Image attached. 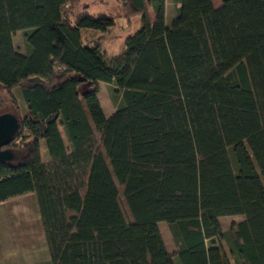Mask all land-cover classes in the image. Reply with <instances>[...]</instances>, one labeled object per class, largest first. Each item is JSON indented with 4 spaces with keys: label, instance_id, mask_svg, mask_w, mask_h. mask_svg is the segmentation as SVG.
<instances>
[{
    "label": "trees",
    "instance_id": "1",
    "mask_svg": "<svg viewBox=\"0 0 264 264\" xmlns=\"http://www.w3.org/2000/svg\"><path fill=\"white\" fill-rule=\"evenodd\" d=\"M76 1L0 0V85L20 123L0 203L35 194L50 264H264V0H172L169 25L165 0H116L140 26L113 55L81 30L118 17ZM118 78L106 116L98 82Z\"/></svg>",
    "mask_w": 264,
    "mask_h": 264
},
{
    "label": "rangeland",
    "instance_id": "2",
    "mask_svg": "<svg viewBox=\"0 0 264 264\" xmlns=\"http://www.w3.org/2000/svg\"><path fill=\"white\" fill-rule=\"evenodd\" d=\"M215 2L220 0H214ZM120 2L116 0H77L75 11H80L83 9L89 10L93 14L98 13H109L114 14L118 18L116 19L117 24L115 27L110 29L108 32H101L93 29H82L81 37L83 43H91L94 41L100 42V45L107 54L113 55L121 51L125 38L134 33L140 26V16H135L131 21L126 24V21L121 17L123 10L121 9ZM149 6V16L151 22L154 21V11L150 5ZM165 23L170 24L175 10L172 0H165ZM14 46L19 50V52H26V44L24 42L23 32L18 31L13 36ZM122 83L121 79H116L115 84H105L104 82H98V98L102 110L106 116L110 115L120 101V92L116 89ZM93 87L91 83L86 84L80 88L84 90L86 88ZM15 96L18 98V102L21 107H23V99L20 88H15ZM13 107L8 98L7 92L0 85V114L1 113H11ZM64 142L67 145L66 137L64 132L61 130ZM40 151L41 159L43 162L49 160V155L43 140L40 141ZM36 200V199H35ZM243 219V216H223L220 218L221 226L226 230L233 222H238ZM159 228L166 245L167 250L174 252V245L165 222L159 223ZM78 264H81V259L78 260Z\"/></svg>",
    "mask_w": 264,
    "mask_h": 264
},
{
    "label": "crops",
    "instance_id": "3",
    "mask_svg": "<svg viewBox=\"0 0 264 264\" xmlns=\"http://www.w3.org/2000/svg\"><path fill=\"white\" fill-rule=\"evenodd\" d=\"M212 2L214 7L221 5V0ZM148 9L147 5L149 15ZM35 199V194L28 192L0 203V264H50Z\"/></svg>",
    "mask_w": 264,
    "mask_h": 264
},
{
    "label": "water",
    "instance_id": "4",
    "mask_svg": "<svg viewBox=\"0 0 264 264\" xmlns=\"http://www.w3.org/2000/svg\"><path fill=\"white\" fill-rule=\"evenodd\" d=\"M19 127L20 123L14 114H0V163L12 160L13 153L9 149H2V147L11 142Z\"/></svg>",
    "mask_w": 264,
    "mask_h": 264
}]
</instances>
